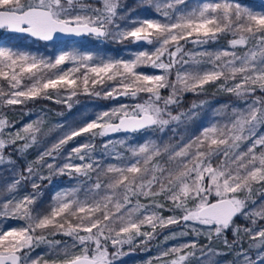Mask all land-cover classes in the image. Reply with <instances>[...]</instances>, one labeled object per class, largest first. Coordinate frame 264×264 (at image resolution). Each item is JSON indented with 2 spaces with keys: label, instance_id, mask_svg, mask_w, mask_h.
Returning <instances> with one entry per match:
<instances>
[{
  "label": "snow or ice",
  "instance_id": "obj_1",
  "mask_svg": "<svg viewBox=\"0 0 264 264\" xmlns=\"http://www.w3.org/2000/svg\"><path fill=\"white\" fill-rule=\"evenodd\" d=\"M187 2L141 0L155 15L135 17L121 11V0H0V30L45 46L61 43L45 56L0 41V82L7 85L0 83V110L39 99L70 108L81 94L128 101L66 129L18 174L6 150L35 144L43 121L17 129L0 116V167L7 164L14 175L0 193V221L23 222L0 228V264H118L128 254L125 245L147 248L158 229L172 225L179 227L171 238L192 239L158 251L148 264H185L189 257L212 264L210 254H220L212 245L221 240L236 253L232 264H264V225H258L264 221V4L256 10L239 0H199L191 8ZM65 37L153 48L114 59L75 46L65 50ZM225 37L228 48L203 47ZM141 66L158 72H138ZM210 84L240 104L217 107L213 117L220 119L187 139L158 142L204 107L201 101L179 110L184 96L205 94ZM121 132L133 140L113 137ZM155 133L161 137L149 138ZM81 136L85 142L66 152ZM53 175L67 176L71 186L56 191L42 213L35 207L41 181ZM24 183L32 191L20 195ZM41 245L46 253L33 256Z\"/></svg>",
  "mask_w": 264,
  "mask_h": 264
},
{
  "label": "trees",
  "instance_id": "obj_2",
  "mask_svg": "<svg viewBox=\"0 0 264 264\" xmlns=\"http://www.w3.org/2000/svg\"><path fill=\"white\" fill-rule=\"evenodd\" d=\"M84 3H97L98 0H83ZM124 7L121 10L122 12H127L128 10L131 11V15L135 17L141 16H149L155 15L153 9H146L141 0H121ZM199 0H188L187 7H195ZM240 3L244 5H250L251 0H239ZM9 35L6 32H0V38L8 37ZM11 36V35H10ZM12 37V36H11ZM16 41L14 45L16 46H26L32 47V44L35 43L37 48L49 47L54 48L61 46L60 42L55 44L48 43L45 46L42 42H35L30 39V43L23 44L21 41L25 37H12ZM32 43V44H31ZM183 43V42H182ZM79 47L81 50L92 51L95 53H99L107 58H115L118 56L133 59L134 53L143 48V45H134L133 42L124 41L122 43H116L111 40L104 41L102 43H98V41L92 37H86L84 39L75 41L73 43H67L65 47L69 48V50L73 47ZM186 47L191 50H197V46L192 44H187ZM209 50H220L224 48H228V38H221L218 42L209 43L208 45L203 46ZM242 50V49H239ZM154 69L148 66H141L137 69L138 72L142 73H152ZM156 70V69H155ZM158 71V70H157ZM4 86L7 87L5 82ZM208 91L202 95H194L192 93H187L182 101V105L179 110L187 111L191 109L192 104L196 103L199 104L201 101H204V107L196 109L197 115L193 117L190 121H185L184 123L176 126V132L173 133L170 130L166 131L162 134V141L158 139V142H170V143H177L182 138L187 139L189 136L196 133L201 125H207L208 123L212 122L213 119H220V117H213V110L219 106L223 105H238L240 102L234 95H229L222 91H218L214 85L207 86ZM97 90H100V86H97ZM260 95V93H257ZM126 101L125 98H120L119 100H112V99H105L102 96H89L81 94L77 97H74L69 103L71 107H68V104L60 103L57 104L53 100H45L39 99L37 101H29L25 105H15V106H8L0 111H5V115L7 119L15 122L16 127H22L23 124L29 121L33 116H37V114L42 113L44 116V122L42 124V133L39 134L38 140L35 144L29 147L26 151L16 152L14 149H7L6 152L11 153L12 159L15 161V167L17 170V174L19 171L23 170L29 162L34 161L37 159L39 154L45 150V148H50L51 145L57 141L60 136L63 135L66 129L71 127L78 126L81 121L93 117L96 113H98L102 109H108L112 106H115L121 102ZM40 119V117L38 116ZM37 120V119H36ZM128 134L117 133L113 135V137L118 136H126ZM130 136V135H128ZM161 137L160 133H155L150 135L149 138H159ZM136 140L142 141V137L139 134H136ZM86 140V136L77 137L74 141L69 142V144L65 147V151L67 152L72 147H75L77 144L83 143ZM97 149L95 155L99 156L102 149L99 147L100 141L97 140ZM7 159V156H6ZM9 166L5 164L4 166L0 167V193L5 191L6 185L11 183L14 179V175L11 171L8 170ZM45 174L47 175L48 170L44 169ZM66 176H59L53 175L50 180L45 179L41 181V189H40V197L36 202V209L39 212H46L49 208V204L52 201V189L55 185L68 183L70 185V181L65 180ZM71 186V185H70ZM32 188L30 183H24L19 187V194L23 195L24 193L31 192ZM163 215L166 217L171 215L169 212H164ZM22 221L18 220H7V221H0V228H4L5 224L8 226H17L22 224ZM238 223L242 225H250L249 221L239 219ZM258 225H264V221L258 220ZM179 226L172 225L169 228L165 229H158L160 235L152 240L147 248L144 247H136L129 251V246H124V251L128 252L127 255L123 256L118 264H137L141 263V259L145 260V264H148V261L154 258L158 251L163 250L166 247H170L172 245H176L183 240H190L192 239L191 236L188 237H180L177 236L176 238H171L170 233L178 229ZM229 240L232 239V234L229 232L228 234ZM165 237H170L165 240ZM57 240H67V237L62 235H57L55 237ZM202 243H207V241L201 237L200 238ZM213 249L219 250L220 254H216L213 252L211 255L212 264H232L234 260H236V253L235 251H230L229 249L225 248L223 245L222 240L217 241L212 245ZM243 247L245 250L249 249V241L247 237L244 238ZM47 245H41L39 248L32 253L33 256H37L41 253H46ZM227 253V254H225ZM256 249H252L250 251V255L255 258ZM155 264V261H153ZM185 264H197L196 259L189 257ZM205 264H208V261L205 260Z\"/></svg>",
  "mask_w": 264,
  "mask_h": 264
},
{
  "label": "rangeland",
  "instance_id": "obj_3",
  "mask_svg": "<svg viewBox=\"0 0 264 264\" xmlns=\"http://www.w3.org/2000/svg\"><path fill=\"white\" fill-rule=\"evenodd\" d=\"M251 3L250 5L248 6H251V7H255L256 10H259V7L253 2V0H251ZM3 32V30H0V32ZM12 36V35H11ZM10 35L8 37H5V38H0V41H2L3 43L5 44H14V42L16 41L14 38H10L11 37ZM21 43L23 44H28L30 43V39L29 38H24ZM73 43V42H71ZM98 43H102L100 41H98ZM32 44V43H31ZM70 44V43H69ZM135 45V44H134ZM19 49L21 50H25V51H31L33 53H38V54H41V55H45V56H51L53 53H55L56 51L60 50L61 49V46H58V47H54V48H49V47H43V48H37L36 47V44L33 43L32 44V47H26L25 45L24 46H18ZM153 46L152 45H143V48L140 49V50H152ZM65 50H69V48L65 47ZM138 50V51H140ZM83 51H87V50H83ZM137 52V51H136ZM114 59H128V58H124V57H121V56H118V57H115ZM130 60V59H129ZM65 67H71V65H65ZM154 72H158L157 70H153L152 73ZM23 83H28V81H24ZM125 103H127L128 101H124ZM113 107V106H112ZM111 108V107H110ZM5 111H0V116H4L5 115ZM38 116L40 117V120H42L44 122V116L42 113H39L37 114V116H33L31 119H29L28 122L30 121H34L36 119H39ZM95 116V115H94ZM26 122V123H28ZM25 123V124H26ZM211 123V122H210ZM208 123V124H210ZM23 124V125H25ZM207 124V125H208ZM17 129L21 128V127H16ZM123 136H118V137H114V138H122ZM125 137V136H124ZM128 139L131 141L133 140V137L132 136H128ZM76 163H79V161H75ZM69 178L66 176L65 177V180H68ZM70 185L68 183H63V184H59V185H55L54 188L52 189V196L53 194L58 191V190H63V189H66L67 187H69ZM141 263H137V264H145V260L141 259L140 261Z\"/></svg>",
  "mask_w": 264,
  "mask_h": 264
},
{
  "label": "water",
  "instance_id": "obj_4",
  "mask_svg": "<svg viewBox=\"0 0 264 264\" xmlns=\"http://www.w3.org/2000/svg\"><path fill=\"white\" fill-rule=\"evenodd\" d=\"M259 5L260 4H264V0H255ZM7 33V32H6ZM8 35H12V34H9V33H7ZM16 37H24V36H16ZM27 38V37H26ZM84 38H86V37H80V38H67V37H65L64 38V40H67V41H69L68 43H71V42H75V41H78V40H81V39H84ZM30 39V38H29ZM133 44H135V45H146V43H143V42H141V43H133ZM122 133V132H121ZM117 134V133H116ZM122 134H125V133H122ZM113 135H115V134H113Z\"/></svg>",
  "mask_w": 264,
  "mask_h": 264
},
{
  "label": "flooded vegetation",
  "instance_id": "obj_5",
  "mask_svg": "<svg viewBox=\"0 0 264 264\" xmlns=\"http://www.w3.org/2000/svg\"><path fill=\"white\" fill-rule=\"evenodd\" d=\"M253 2L259 7V4L255 0H253Z\"/></svg>",
  "mask_w": 264,
  "mask_h": 264
}]
</instances>
